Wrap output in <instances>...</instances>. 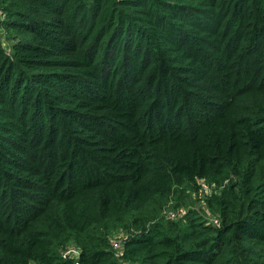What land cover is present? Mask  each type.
<instances>
[{
	"label": "trees",
	"instance_id": "obj_1",
	"mask_svg": "<svg viewBox=\"0 0 264 264\" xmlns=\"http://www.w3.org/2000/svg\"><path fill=\"white\" fill-rule=\"evenodd\" d=\"M0 264H264V0H0Z\"/></svg>",
	"mask_w": 264,
	"mask_h": 264
},
{
	"label": "built area",
	"instance_id": "obj_2",
	"mask_svg": "<svg viewBox=\"0 0 264 264\" xmlns=\"http://www.w3.org/2000/svg\"><path fill=\"white\" fill-rule=\"evenodd\" d=\"M172 216H175V213H172L171 214ZM215 221H217V219H214ZM123 238H125L124 236H122V240H120L119 238L118 239H115L113 242H114V246L116 247V249H118V251H122V248H123Z\"/></svg>",
	"mask_w": 264,
	"mask_h": 264
},
{
	"label": "crops",
	"instance_id": "obj_3",
	"mask_svg": "<svg viewBox=\"0 0 264 264\" xmlns=\"http://www.w3.org/2000/svg\"><path fill=\"white\" fill-rule=\"evenodd\" d=\"M76 250V252L78 253V250L77 249H75Z\"/></svg>",
	"mask_w": 264,
	"mask_h": 264
},
{
	"label": "rangeland",
	"instance_id": "obj_4",
	"mask_svg": "<svg viewBox=\"0 0 264 264\" xmlns=\"http://www.w3.org/2000/svg\"><path fill=\"white\" fill-rule=\"evenodd\" d=\"M117 239V238H116Z\"/></svg>",
	"mask_w": 264,
	"mask_h": 264
}]
</instances>
